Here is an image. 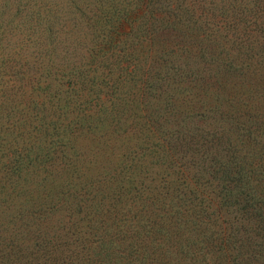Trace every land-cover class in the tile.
I'll use <instances>...</instances> for the list:
<instances>
[{
  "label": "trees",
  "instance_id": "trees-1",
  "mask_svg": "<svg viewBox=\"0 0 264 264\" xmlns=\"http://www.w3.org/2000/svg\"><path fill=\"white\" fill-rule=\"evenodd\" d=\"M0 264H264V0H0Z\"/></svg>",
  "mask_w": 264,
  "mask_h": 264
}]
</instances>
